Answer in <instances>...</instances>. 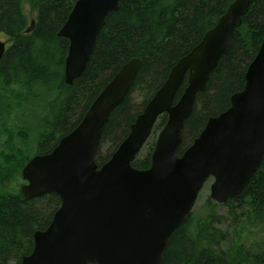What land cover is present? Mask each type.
<instances>
[{
  "label": "water",
  "instance_id": "95a60500",
  "mask_svg": "<svg viewBox=\"0 0 264 264\" xmlns=\"http://www.w3.org/2000/svg\"><path fill=\"white\" fill-rule=\"evenodd\" d=\"M254 0H235L201 42L171 69L131 125L111 158L95 156L112 111L127 98L140 58L123 65L91 104L81 122L47 153L22 170L27 200L57 195L62 203L21 264H163L170 237L193 211L205 183L218 204L241 195L264 160V41L231 105L208 119L194 142L179 155L186 120L220 59L230 52L235 31ZM120 0H77L58 36L69 41L65 83L80 79L94 54L107 18ZM33 19L26 33L35 29ZM7 43L0 40V62ZM180 99L176 95L185 80ZM163 114L151 166L133 162Z\"/></svg>",
  "mask_w": 264,
  "mask_h": 264
},
{
  "label": "trees",
  "instance_id": "16d2710c",
  "mask_svg": "<svg viewBox=\"0 0 264 264\" xmlns=\"http://www.w3.org/2000/svg\"><path fill=\"white\" fill-rule=\"evenodd\" d=\"M76 1L0 0V34L11 42L0 62V143L13 133L19 138L28 137L16 114L22 102L31 99L27 90L36 85L58 89L57 99L50 104L48 117L39 128L34 155H27L28 146L9 152L0 146V264H21L33 250L34 233L50 225L61 205L55 194L27 200L22 193H14L6 184L12 175L22 172L36 154L50 152L81 122L123 65L140 58L142 65L132 88L126 100L112 111L95 156L99 166L108 161L173 66L201 42L235 0H120V8L109 15L99 34L84 75L68 85L64 73L69 41L59 37L58 32ZM27 5L36 11L31 33H26L30 24ZM263 41L264 0H254L235 31L230 52L220 59L206 90L197 95L193 113L185 122L179 155L200 135L208 119L228 109L231 96L244 89L246 72ZM186 86L187 79L175 102ZM135 93L141 99L139 108L133 101ZM167 118V114L159 117L151 137L163 129ZM13 121L19 123L16 132ZM154 146L155 142H151L146 156L139 153L133 162L135 168L151 166ZM206 204L205 213L191 212L174 231L163 264H244L252 259L263 264L260 256L245 251L244 244L222 247L227 235L218 226L222 219L216 214L218 204L211 199ZM225 205L232 213L235 206H247L245 223L264 226V160L242 194Z\"/></svg>",
  "mask_w": 264,
  "mask_h": 264
},
{
  "label": "rangeland",
  "instance_id": "374dc122",
  "mask_svg": "<svg viewBox=\"0 0 264 264\" xmlns=\"http://www.w3.org/2000/svg\"><path fill=\"white\" fill-rule=\"evenodd\" d=\"M26 11L29 16V21L34 19L36 15V11L29 5L26 6ZM0 39L3 41H8V37L4 34H0ZM9 42V41H8ZM31 93V99L29 101L24 100L22 102V106L16 114H18V122L20 123L22 130H27L29 133L28 137H20L19 147L24 148L27 147V155L31 156L37 152V142H38V133L40 131L41 124L48 117L49 106L53 103L58 96V89L56 86L53 87H45V86H35L32 90H27ZM134 103L140 107V97L137 93L133 95ZM58 105V103L56 104ZM59 106L56 107V109ZM14 122V121H13ZM17 121L13 123L14 132L17 131V125H19ZM160 133V132H159ZM150 137L145 146L141 151V157L146 156L150 150L151 142H155L158 138ZM152 138V139H151ZM155 147V146H154ZM22 172H19L17 176L11 178L6 182L8 185V189L14 191V193H18L25 183L21 176ZM214 182L213 178H210L204 185L202 191L199 194L196 205L193 209V214L199 215L205 213L207 211V201L211 198V185ZM215 202V201H214ZM216 203V202H215ZM218 204V203H216ZM247 206L244 208L236 207L235 211L232 213L230 208L225 204H218L216 209V214L221 216V221L218 223V226L226 233L227 238L225 242L222 244L224 249L231 248L233 246H237L238 244H244L246 248L245 251L258 255L263 260L264 264V226L253 224L252 227L245 223L247 220L245 219ZM244 264H259L255 263L254 260L248 261V263Z\"/></svg>",
  "mask_w": 264,
  "mask_h": 264
},
{
  "label": "flooded vegetation",
  "instance_id": "af4514ba",
  "mask_svg": "<svg viewBox=\"0 0 264 264\" xmlns=\"http://www.w3.org/2000/svg\"><path fill=\"white\" fill-rule=\"evenodd\" d=\"M17 139L19 140V136H16L14 133L13 135H6V139L4 138L2 142L0 143L2 150H6V152H9L10 149L15 150L17 148V150L19 151V143ZM18 173L19 172H17L16 174H13L11 178H14L15 176H17ZM18 193H21V189Z\"/></svg>",
  "mask_w": 264,
  "mask_h": 264
}]
</instances>
